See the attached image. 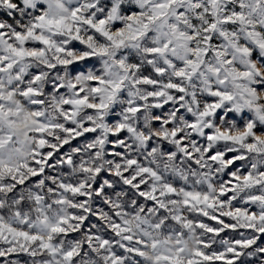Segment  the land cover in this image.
<instances>
[{"label": "snow or ice", "instance_id": "1", "mask_svg": "<svg viewBox=\"0 0 264 264\" xmlns=\"http://www.w3.org/2000/svg\"><path fill=\"white\" fill-rule=\"evenodd\" d=\"M262 239L264 0H0V264H264Z\"/></svg>", "mask_w": 264, "mask_h": 264}, {"label": "rangeland", "instance_id": "2", "mask_svg": "<svg viewBox=\"0 0 264 264\" xmlns=\"http://www.w3.org/2000/svg\"><path fill=\"white\" fill-rule=\"evenodd\" d=\"M77 46H79V45H77ZM89 63H90V64H91V63H95V61H90ZM78 142H79V141H74L73 143L76 144V143H78ZM66 147H67V146H66ZM225 179H227V177H225ZM206 222L212 223V222H210V221H206ZM221 236L224 237V238H236V237H237V234H236V233H233V232H231V231H228V232H226V233H222ZM260 243H264V239H262V240L260 241ZM245 264H249V262L245 261Z\"/></svg>", "mask_w": 264, "mask_h": 264}]
</instances>
